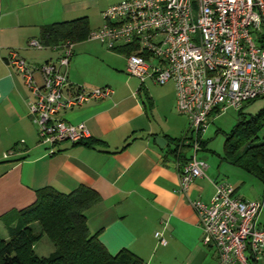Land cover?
Listing matches in <instances>:
<instances>
[{"label":"crops","instance_id":"1","mask_svg":"<svg viewBox=\"0 0 264 264\" xmlns=\"http://www.w3.org/2000/svg\"><path fill=\"white\" fill-rule=\"evenodd\" d=\"M89 7L80 0H0V223L31 204L36 189L50 185L69 193L85 184L101 195L85 212L89 229L109 253L128 247L144 264H217V251L202 241V228L189 198L209 201L215 190L213 181H228L229 176L221 178L208 166L205 175L191 183L187 195L180 191L176 157L169 149L174 146L173 137H184L188 123L185 115L171 116L175 85L168 98H139L145 81L125 95L116 90L118 78L126 72V49L110 50L101 42L100 47L83 49L79 43L69 58L67 73L72 84L86 88L108 84L115 90L106 98L58 112L67 123L84 122L91 131L85 141L97 139L94 146L83 141L59 142L49 155L47 145L38 141L29 113L31 91L7 65L9 51L16 50L33 66L59 58L62 51L54 46H43L48 54L36 56L34 50L42 47L33 48L29 39H38L43 23L89 17ZM159 136L167 144L160 146ZM8 150L12 153L3 156ZM235 186L236 196L264 202L261 190L245 197ZM257 223L264 225V204ZM8 227H4V237L9 236ZM157 232L166 243L155 236ZM254 262L264 264V256Z\"/></svg>","mask_w":264,"mask_h":264},{"label":"built area","instance_id":"2","mask_svg":"<svg viewBox=\"0 0 264 264\" xmlns=\"http://www.w3.org/2000/svg\"><path fill=\"white\" fill-rule=\"evenodd\" d=\"M103 17V25L88 37L110 50L128 49L127 74L136 75L140 84L151 79L175 85V109L186 116L184 137L194 149L176 165L180 191L187 195L209 166L197 156L210 121L226 109L240 110L243 103L264 97V37L257 34L264 24V0H122L103 9ZM29 45L44 46L31 38ZM74 45L70 39L53 45L62 51L60 57L37 66L14 49L6 60L31 91L29 113L49 155L59 142L77 143L91 135L84 122L67 123L59 111L115 92L108 84H72L67 70ZM213 186L209 201L189 198L201 239L217 251V264H252L264 256V225L257 223L264 202L236 196V186L226 180H215ZM155 236L167 242L160 232Z\"/></svg>","mask_w":264,"mask_h":264},{"label":"trees","instance_id":"3","mask_svg":"<svg viewBox=\"0 0 264 264\" xmlns=\"http://www.w3.org/2000/svg\"><path fill=\"white\" fill-rule=\"evenodd\" d=\"M88 19V16H78L43 23L38 39L45 47H53L67 39L74 43L85 41L92 30ZM247 116L241 111L238 122L229 132L216 130L226 136L222 159L252 172L264 184V105L256 114ZM82 141L94 146L97 139ZM171 142L174 146L169 151L176 161H185L189 156L185 148L190 147L186 137H173ZM201 142L204 149L207 141ZM35 193L36 199L31 204L16 210L19 222L9 225V236L0 234V264H144L142 257L128 247L109 253L97 234L89 229L85 211L100 199L98 191L84 184L63 193L47 185L36 189ZM34 224H38L37 228ZM44 237L54 244V250L46 256L39 255L35 249L36 242Z\"/></svg>","mask_w":264,"mask_h":264},{"label":"rangeland","instance_id":"4","mask_svg":"<svg viewBox=\"0 0 264 264\" xmlns=\"http://www.w3.org/2000/svg\"><path fill=\"white\" fill-rule=\"evenodd\" d=\"M74 2H77V0H73ZM83 3L89 5L87 12L89 13V23L91 24V27H99L102 25V12L103 9L108 7L109 5L114 4L117 1L122 0H80ZM259 37H264V24L261 25V29L257 32ZM80 44L83 49H90L92 45H96L100 47V42L96 40L91 41H78L75 43V48L77 45ZM48 49L45 47H42L40 49H35L34 52H36V56H39L40 58L43 56H46ZM125 76L123 77L120 75L118 78L117 86L115 85L114 88L116 90H121L123 92V95L131 92L132 90L137 91L138 86L140 84V79L136 77V75L133 74H127L124 72ZM144 89L141 90L140 94H137L139 98H168L170 89L174 86L173 82H169L165 85H161L159 83L153 84L148 80H145L144 83ZM264 105V97L257 98L255 100H250L242 104V109L239 110V108H229L226 109L222 114L216 118H213L210 121V125L208 128L203 132L202 134V140L207 141L205 144L204 149L202 148L198 152L199 158H202V160L206 161L209 166L212 167L211 170H213L216 175L218 173L221 174V178H224L226 176H229L227 178L228 181L231 184H235L238 186V192L239 194L244 195L245 197H248V195H251V193H257L260 190L261 193L264 192V184L259 180L258 177H256L252 172H247L246 170L242 169L239 165L232 164L227 159H222L224 155V147L223 142H225V134H222L220 132L216 133V130L222 129L227 132H229L231 129L234 128L235 124L238 122V116L240 112L247 114L248 116L250 114H256L261 106ZM171 116H175L176 119L179 116H183L178 111L173 108V112H171ZM213 116V115H212ZM247 116V117H248ZM187 154H193L194 149L191 147H186ZM244 148H240L239 150H243ZM255 178V179H254ZM258 178V179H257ZM253 179V180H251ZM258 183V184H257ZM262 187H260V185ZM262 195V194H261ZM19 222V219L17 218V215L10 214L4 222L0 223V234L1 236L6 235L4 227L9 226L10 224L16 225ZM5 224V225H4ZM36 224V223H35ZM34 224V225H35ZM38 225V224H37ZM37 225L35 227L37 228ZM3 226V227H2ZM48 237L42 238L40 241L38 240L36 243L38 244L37 247V253L39 255L46 256L49 254L50 250H54V244L51 243ZM252 264H257L256 262Z\"/></svg>","mask_w":264,"mask_h":264},{"label":"water","instance_id":"5","mask_svg":"<svg viewBox=\"0 0 264 264\" xmlns=\"http://www.w3.org/2000/svg\"><path fill=\"white\" fill-rule=\"evenodd\" d=\"M156 142L160 145V146H164L165 144H167V140L166 138H164L163 136H159L156 138Z\"/></svg>","mask_w":264,"mask_h":264}]
</instances>
